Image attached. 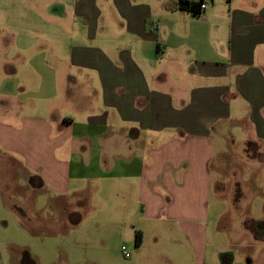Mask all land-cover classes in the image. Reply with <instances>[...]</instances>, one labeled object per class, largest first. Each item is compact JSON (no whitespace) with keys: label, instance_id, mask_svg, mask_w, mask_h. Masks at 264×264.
<instances>
[{"label":"crops","instance_id":"crops-1","mask_svg":"<svg viewBox=\"0 0 264 264\" xmlns=\"http://www.w3.org/2000/svg\"><path fill=\"white\" fill-rule=\"evenodd\" d=\"M173 1L169 15L157 24L150 2L117 0L116 49L105 41L102 47L88 45L98 38V30L112 32L114 27H99L91 0H77L81 33L76 25L46 20V13L39 10L35 16L42 21L0 24L13 31L12 36L19 32L27 46L42 43L45 53L39 71L33 63L30 67L38 77L53 79L54 91L46 92L53 100L52 106L42 108L48 114L28 115L23 105H7L8 111L0 114V211L11 215L15 214L11 207L21 211L28 236L23 235L25 243L4 241L7 262L37 264L31 251L38 246L32 242L40 239L39 253L54 255L61 243L53 240L63 235V229L69 237L82 230V212L67 206L63 217L62 202L72 206L84 182L89 189L95 179L96 191L104 195L107 191L109 201L121 212L133 200V213L181 222L189 215V209H182L188 208L189 194L198 203L211 189L215 157L229 159L228 143L238 140L254 147L264 163L260 152L264 149V0H204L206 8L198 16L180 10ZM83 28L88 30L82 33ZM77 69L90 72V94L98 92L94 79L100 83L102 104L93 112L78 111L77 102L89 95L79 91ZM7 71L18 75L13 67ZM45 84L50 90V81ZM158 190L166 196L177 191L179 196L158 207ZM15 193L22 199V208L11 201ZM77 204L84 207L87 202L78 199ZM43 213L44 217L38 216ZM180 232L189 243L188 232L183 227ZM76 237L64 245L69 257L71 251L83 250L77 246H85L89 255H110V248L98 246L91 234L90 242L79 240L89 239L85 234ZM152 249L141 261L136 253L129 252L126 258L132 264L169 260L168 248ZM174 249L173 263L187 260V247ZM191 249L199 261L197 249ZM52 261L48 264L59 263L57 258ZM67 262L82 264L83 260ZM106 264L121 263L109 259Z\"/></svg>","mask_w":264,"mask_h":264},{"label":"rangeland","instance_id":"rangeland-1","mask_svg":"<svg viewBox=\"0 0 264 264\" xmlns=\"http://www.w3.org/2000/svg\"><path fill=\"white\" fill-rule=\"evenodd\" d=\"M144 1L150 2L155 10L157 24L159 20L163 21L169 15L168 11L174 2L173 0ZM91 2L93 3L92 9L99 17V27L101 28L102 24H113L114 27L112 32L103 33L98 30V38L89 42L88 45L102 47L104 43H101V41H105L110 42L112 48L116 49L120 33L116 16L117 0H91ZM78 9L80 8L77 7V0H0V24L6 22L32 24L42 21L35 16L34 11L39 10L46 13V20L62 22L69 27L70 24L72 26L76 25L74 28L81 33V27L83 26L79 22L82 15L76 14ZM1 27L0 114L6 113L7 105L15 108L23 105V110L28 115L42 114L43 106L50 107L53 105V100H48V96L51 95L46 94V92L54 93L53 79L38 77L36 70H32L30 67L33 63L39 71L40 61L45 53V50L41 51L40 48L42 43L33 42L35 44L31 45L30 43L27 46L23 41L24 37H21L19 32H17L19 36H12L13 31ZM87 30L88 28H83L82 33ZM32 40L33 38L30 41ZM25 49L27 53L22 51ZM40 51L43 52L42 55H38ZM63 52L65 54V49ZM32 56H35L33 62H31ZM61 64L63 69H67V62L62 61ZM7 67H9V70L12 67L15 68L18 75L12 72H9V74ZM88 73L90 72L77 69L75 74L80 86L79 91H84V94L89 95L77 102L80 105L78 111L82 113L86 111L93 112L94 109H99L98 106L102 104L100 83L97 79H94V87L98 89V92L95 90L92 91V94L89 92L92 87V76H87ZM48 81H50V90L45 84ZM42 112L48 114L49 111ZM120 144H116V148ZM122 146L125 148V145ZM228 146L230 157L227 161L215 157L216 168L211 175V189L204 191V200L197 203V198L193 199L192 193L189 194V198L186 200L188 208L185 205L182 208L184 211L189 209L187 219L184 215L186 221L171 220V218L168 219L163 215L154 219H147L143 215L140 216L139 213H133V206L130 207L133 200H129L126 208L121 212L122 208L109 201L107 191H105V195L100 190L96 191V188H94L96 187L95 179L92 180V186L89 189L87 182L82 183L84 185L83 191L72 199V206L64 199L62 202L63 217L67 213L64 210L67 206L74 209L79 208V211L82 212L84 216L82 230L74 232L69 237L66 234L67 231L64 232L65 229H63V235H59L53 240L54 244L61 243L60 252H56L54 255L45 252L39 253L42 248L40 239L37 242H32L33 245L38 246L37 250H30L35 256L37 264H48L56 258L59 260L58 264H69L67 261L71 262L72 260L74 263L77 260H83L82 264H106L109 259L115 263L132 264L130 258L123 256L122 246H125L126 250L132 255L136 253L139 261L146 254L152 253L153 247L160 246L168 248L170 252L169 260L162 261L164 264H226L225 262H230V264H264V163L260 157L255 155L256 149L254 147L248 148L238 140L235 143H228ZM263 150L261 149L260 152L263 153ZM247 153L252 154V156H247ZM166 195L165 191L158 190L156 198L158 207L164 205V202H169L173 197L179 196V192L171 190L170 194ZM78 199L86 201L87 205L79 207L77 204ZM11 201L17 206H20V203L22 204V199L20 200L18 194ZM201 201L204 204H201ZM136 208L139 210L138 205ZM169 209L171 210L170 206ZM11 210L15 214L11 215L9 212L0 211V245L4 256V261L0 264H11L5 258V248L8 244L4 241L25 243L26 239L23 235L28 237L21 223V220L24 221L26 218L16 207H11ZM131 214H134V217ZM44 215V213L38 214L39 217H44ZM34 216L37 217L36 214ZM181 227L191 236L192 244L191 240L188 243L180 232ZM137 230H140L143 235L140 247L135 246ZM78 234L88 236L89 239H79L85 242L93 240L90 238L91 234L98 246L102 244L110 248V255L107 256L101 252H99L100 254L89 255L88 251L84 249L85 246H73L83 248V250H73L71 251L72 256L69 257L64 252V245L75 242ZM48 241L49 239L46 242ZM177 242L179 244H176ZM181 246L189 249V256L182 263L178 261L173 263L175 259L171 261V257L176 255V249L174 248ZM193 247L198 251L199 261L192 252L191 248ZM13 252L16 255H14L15 259L20 257L19 248H16ZM161 257L162 255L159 258ZM89 258L95 261L92 263ZM159 260L156 261L158 264H160Z\"/></svg>","mask_w":264,"mask_h":264},{"label":"trees","instance_id":"trees-1","mask_svg":"<svg viewBox=\"0 0 264 264\" xmlns=\"http://www.w3.org/2000/svg\"><path fill=\"white\" fill-rule=\"evenodd\" d=\"M204 0H177V6L180 10L188 11L194 16H198L201 11V5ZM33 184H35L33 179ZM142 232L140 230L136 231L135 234V246L139 247L142 244Z\"/></svg>","mask_w":264,"mask_h":264},{"label":"built area","instance_id":"built-area-1","mask_svg":"<svg viewBox=\"0 0 264 264\" xmlns=\"http://www.w3.org/2000/svg\"><path fill=\"white\" fill-rule=\"evenodd\" d=\"M205 8H206V4L205 3H202V5H201V11H203ZM122 252H123V254H124L125 257H129L130 256V253L126 250L125 247H122Z\"/></svg>","mask_w":264,"mask_h":264}]
</instances>
